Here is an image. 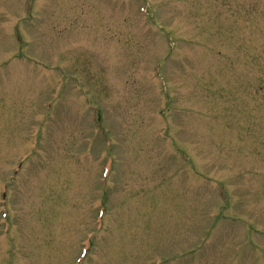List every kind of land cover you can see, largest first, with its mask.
I'll list each match as a JSON object with an SVG mask.
<instances>
[{
    "label": "rangeland",
    "instance_id": "374dc122",
    "mask_svg": "<svg viewBox=\"0 0 264 264\" xmlns=\"http://www.w3.org/2000/svg\"><path fill=\"white\" fill-rule=\"evenodd\" d=\"M262 79L264 0H0V264H264Z\"/></svg>",
    "mask_w": 264,
    "mask_h": 264
},
{
    "label": "trees",
    "instance_id": "16d2710c",
    "mask_svg": "<svg viewBox=\"0 0 264 264\" xmlns=\"http://www.w3.org/2000/svg\"><path fill=\"white\" fill-rule=\"evenodd\" d=\"M258 84V86H257ZM254 87L258 90V91H262L264 93V79L262 80H256L254 83Z\"/></svg>",
    "mask_w": 264,
    "mask_h": 264
}]
</instances>
